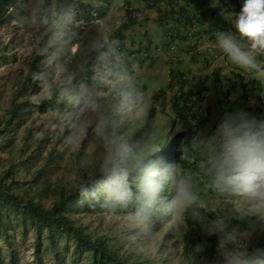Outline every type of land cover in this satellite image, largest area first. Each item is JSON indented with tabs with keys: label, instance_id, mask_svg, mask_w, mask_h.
Wrapping results in <instances>:
<instances>
[{
	"label": "clouds",
	"instance_id": "obj_1",
	"mask_svg": "<svg viewBox=\"0 0 264 264\" xmlns=\"http://www.w3.org/2000/svg\"><path fill=\"white\" fill-rule=\"evenodd\" d=\"M147 1L148 4L146 1L144 3L151 8H160L166 2L169 9L165 12H171L183 0ZM214 1L219 5L231 3V0ZM217 9L215 13L203 15L202 12L199 17H218L231 13V10L223 11L219 6ZM74 22L75 5L71 0H64L55 12L33 8L25 18V23L34 30L40 29L46 33V37L35 48V54L50 62L59 59L69 47ZM232 24L234 31L229 23L225 31L211 35V40L216 41L220 52L234 66L232 71L237 73L239 69L246 79L264 83V62L260 59L264 57V0H243L242 7L235 10ZM185 36L186 39L196 37L193 31L188 30ZM86 47L89 53L97 54L105 78L114 89L110 92H115L118 103L102 116L97 127V138L103 149L100 159L81 158L77 162V176L81 180L78 194L93 203L103 202L112 211L127 213L128 223L146 234L152 233V217L156 211L170 217L169 228L178 234L183 232L186 214L190 215L193 220L203 224L207 234L219 236L222 264H264V249L249 251L248 241L252 233L245 231L247 227L239 233L235 229L229 230L233 218L250 217L249 224L257 220L264 223V118H258L253 111L226 114L219 118L222 119L219 124V120L214 118V124L205 137L201 134L200 152L203 151L204 171L216 198L211 194L207 196L215 200L209 202L205 200L207 196L202 198L195 189L192 175L185 172L174 177V197L165 201L161 194L170 166L159 167L156 161L148 159L152 151L149 144L133 142L122 134L124 120L121 117L130 115L139 118L147 111L143 85L138 84L137 87L135 77L127 70L126 55L116 40L98 34ZM176 47L175 43H170L167 54H172ZM137 49H133V55ZM220 56L214 55L213 60L216 61ZM226 64L232 67L228 62ZM32 79L43 92L45 100L53 95L46 71L33 72ZM208 95V91L202 92L203 98H197L196 102L205 101ZM62 96L72 104H79L82 100L80 95L68 89L62 92ZM160 97L155 101L167 102L165 97ZM89 102L94 110H101L95 100ZM168 102L173 108V101ZM208 115L209 112H203L204 117ZM193 121H197L196 125L192 123L195 129V126L202 128V123L199 125L198 120ZM201 135L197 133L198 137ZM97 165L100 175L89 182L86 173L90 167ZM206 212L213 213L215 218L206 221Z\"/></svg>",
	"mask_w": 264,
	"mask_h": 264
},
{
	"label": "rangeland",
	"instance_id": "obj_2",
	"mask_svg": "<svg viewBox=\"0 0 264 264\" xmlns=\"http://www.w3.org/2000/svg\"><path fill=\"white\" fill-rule=\"evenodd\" d=\"M131 1L135 2V0ZM125 2L126 0H75L73 2L75 22L71 28L72 39L68 49L55 62L41 57L37 69L32 67L37 55L35 48L46 37V33L29 27L25 23V18L33 8L55 12L58 1L51 0L48 5L46 0H19L14 19L6 24H0V118L6 114L13 100L20 102L29 97L32 103L36 104L44 100V94L38 86L36 90L25 91L24 94L18 91L22 83L28 82L35 71L47 72L52 90L58 89L61 99H64L62 92L65 89L82 97L79 104L67 102L71 107L69 111L41 112L39 108H32L22 124H14L10 132L0 137V173L18 164L15 170L16 178L23 185L20 191H26L29 197L45 207L52 205L60 187H78L81 183L77 176L78 160L91 157H95L96 160L100 159L103 149L97 138V127L102 116L110 112L118 103L115 92H110L111 88L114 89L105 78L104 69L97 61V54L94 53L91 62L89 61L91 53L87 51L88 42L98 34L116 40L120 50L125 53L127 61L131 64L130 68L128 65L126 67L135 77L136 85L139 78L143 76L139 64L140 53L136 52L133 55L132 52L125 50L122 39L113 37L114 31L110 30L113 20L124 14L122 4ZM110 8L113 12L112 18L102 20ZM83 19L84 21L80 22ZM185 49L190 51L189 54L186 51L189 59L197 54L196 46L194 48L185 47ZM176 52H180L179 47H176L174 53ZM168 72L169 69L166 77H162L159 73L145 74L150 81L146 80V87L142 89L147 102V111L142 117L133 118L130 115L121 117L124 120L122 134L132 140L138 129L143 127L148 120L151 109L157 108L148 126L144 129V133L136 140V142L151 146L152 151L149 154L160 149L165 141H170V137L182 132L184 127L186 130L192 123L197 124V121L192 122L188 116L181 120V117L173 110L171 102L162 103L154 100L153 95L161 87L166 88L169 84ZM186 76L189 77V74L186 73ZM86 80L89 82H85ZM222 83L223 85L227 83L224 77ZM218 97L213 91L206 96V103L202 107L209 112V115L203 116L208 119L202 123V128L195 126L198 135L203 134L205 137L208 129L212 128L214 118H216L213 111L218 107L226 110V114L236 113L238 110L236 106L229 103H223L220 106L217 103ZM90 100H95L101 106V110H94ZM201 101L203 102L204 99ZM9 139L12 141L8 146L6 141ZM194 158L195 155H192L190 160ZM157 163L159 167L162 166L161 160ZM41 168L46 170L49 177L46 184H43V180L33 182L36 171ZM95 172H99L98 165L90 167L86 175L91 177ZM163 189H165V183ZM161 195L166 201L163 192ZM205 200L211 202L215 198L207 196ZM71 214L77 227L91 234L93 239L99 236L110 238L109 243L119 245L120 252L130 255L131 259L150 260L155 264H182L186 260L181 234L169 228L170 219L162 222L164 226L160 229L152 219V233L146 234L128 223L127 214H117L106 210H80V212L73 211ZM184 229L185 225L183 232ZM167 233H170V236L165 238ZM10 235L13 239L11 241H14L12 232ZM34 237V230L30 229L28 239ZM26 241L27 238L24 240L21 228H16L15 243L10 248L4 245L3 237H0V245L5 253L8 254L9 251L17 253L20 264L33 263L31 262L33 247L30 246L33 240L27 243ZM63 244L64 240L60 241L59 249L63 247ZM46 257L51 259V253ZM203 260L205 264H221L218 258ZM44 264H54V262L46 260Z\"/></svg>",
	"mask_w": 264,
	"mask_h": 264
},
{
	"label": "trees",
	"instance_id": "obj_3",
	"mask_svg": "<svg viewBox=\"0 0 264 264\" xmlns=\"http://www.w3.org/2000/svg\"><path fill=\"white\" fill-rule=\"evenodd\" d=\"M46 4H50L51 0H46ZM58 5L64 0H57ZM75 0H71L74 2ZM147 2V0H144ZM191 1V0H189ZM197 3V8L203 10V15L207 12L215 13L218 11L216 6H213L214 0H192ZM19 0H0V24H6L15 17V10ZM110 4V3H109ZM57 5V6H58ZM126 3L122 5L124 7ZM128 12L132 10L128 9ZM94 53L90 55V62ZM41 56L36 55L33 60V69L38 68ZM40 70V69H38ZM85 82H89L86 80ZM37 83L31 78L28 82L22 83L18 89L20 94L25 91L31 92L36 90ZM53 95L43 100L39 104L32 103L27 97L23 101L18 102L13 100L5 115L0 118V137L5 136L11 131L15 125H20L24 122L26 116L30 113L32 108H39L41 112L48 110H62L69 111L70 105L60 97L58 89L52 90ZM165 95L164 90H159L153 95L154 100H158L160 96ZM185 95V96H184ZM192 94L183 93L179 96L187 102ZM173 108L176 114L183 120L188 116L182 109H177V102H173ZM155 108L151 109L150 116L145 122L144 126L138 129L135 137L131 140L136 142L140 135L144 133V129L148 126ZM190 118L199 121V125L205 122L206 118L191 115ZM185 128V127H184ZM171 136L170 141H165V144L149 154L148 159L152 161L161 160V167H169L168 178L165 179V189L163 194L166 201H170L174 197L173 179L176 175L181 173H190L193 178L196 191L199 192L202 198L208 194L216 198V194L210 187V180L204 171L203 151L200 152V142L202 136H197L193 124L188 126L186 130ZM11 139L7 140L8 146L11 144ZM197 144V147L195 146ZM154 155L156 157H154ZM195 155L191 161L190 158ZM22 164V163H19ZM18 164L12 165L8 170L0 173V237H3L4 245L8 248L15 243L16 228L22 229L24 240H33V256L31 264H44L46 260L54 262V264H155L150 260H135L131 259L130 255L120 252L119 245L109 243L110 238L99 236L95 239L91 234L85 232L81 227H77L76 221L72 218L71 212L91 211V210H106L117 214H127L125 212L112 211L107 204L93 203L82 198L77 191L78 187H60L57 198L53 201L50 207H45L39 202L29 197L26 191L21 192L23 185L20 180L16 178V167ZM99 172H95L93 176L86 178L91 182L95 177L99 176ZM48 174L44 168L36 171L33 182L43 180V184L48 182ZM135 190V183L132 185ZM131 211V209H129ZM206 221H211L215 218L211 212L204 213ZM254 218V217H253ZM152 219L158 224V228H162L166 219H170L161 211H156ZM251 220L250 217L243 219L233 218L229 223V230L235 229L238 233L244 230ZM30 229L35 232L33 239H28ZM12 236L14 241H11ZM170 233L165 234L168 238ZM182 242L185 250V261L182 264H205L204 260H212L220 258L219 255V236L217 234L209 235L204 230L203 224L200 221L193 220L190 215L186 214L185 229L181 234ZM13 240V239H12ZM64 240L63 247L59 249L60 241ZM73 243V244H72ZM256 249H264V235L249 251ZM51 253V259L46 255ZM68 260V261H67ZM222 264L221 258L219 259ZM20 264L19 257L14 251L5 253L4 248L0 245V263Z\"/></svg>",
	"mask_w": 264,
	"mask_h": 264
},
{
	"label": "crops",
	"instance_id": "obj_4",
	"mask_svg": "<svg viewBox=\"0 0 264 264\" xmlns=\"http://www.w3.org/2000/svg\"><path fill=\"white\" fill-rule=\"evenodd\" d=\"M125 3L124 14L113 18L110 30L114 31L115 37L122 39L123 46L129 52L138 48L136 51L141 56L139 64L143 76L137 81V87L141 84L144 89L145 81H150L145 74L159 73L162 77H166L169 69V84L166 88L161 87L159 90L165 91L163 97L167 99V102L168 100L176 101L177 107L182 108L189 115L203 116V112L206 111L202 105L206 103V100L198 104L196 99L202 96V92L208 91L211 94L213 91L219 96L217 103L220 106L223 103H229L238 108L236 112L253 111L258 118H264V83L246 79L239 69L237 73L232 71L234 66L220 52L216 41L210 38L217 31H225L229 23L234 31L232 21L235 10L242 7L243 0H231V3L227 5L213 2V6H219L223 8V11L231 10V13L204 18L199 17L203 10L197 8V3L192 0H183L171 12H165L169 9L166 2L160 8L148 7L143 0H135V2L126 0ZM127 6L129 10H132V15L130 11L128 12ZM112 13L110 8L102 20H110ZM83 21L84 19L80 22ZM187 30L193 31L196 37L186 39ZM172 42L179 47V53L174 51L172 54H167L168 46ZM195 46L197 54L193 55L191 60L187 54L189 51L185 47L194 48ZM214 55L221 56L214 61ZM260 59L264 61V57ZM226 62L232 67L229 68ZM127 65L131 67L129 61ZM185 72L189 74V77ZM223 77L227 82L225 85L222 83ZM186 92L191 93L192 97L184 103L185 100L179 96ZM213 112L219 120L227 111L218 107ZM245 231L252 232L248 245L249 248L253 247L264 235V223L259 220L253 221Z\"/></svg>",
	"mask_w": 264,
	"mask_h": 264
},
{
	"label": "built area",
	"instance_id": "obj_5",
	"mask_svg": "<svg viewBox=\"0 0 264 264\" xmlns=\"http://www.w3.org/2000/svg\"><path fill=\"white\" fill-rule=\"evenodd\" d=\"M173 48V47H172Z\"/></svg>",
	"mask_w": 264,
	"mask_h": 264
}]
</instances>
